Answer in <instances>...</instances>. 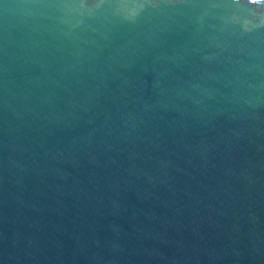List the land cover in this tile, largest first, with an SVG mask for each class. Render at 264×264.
<instances>
[{"label": "water", "instance_id": "water-1", "mask_svg": "<svg viewBox=\"0 0 264 264\" xmlns=\"http://www.w3.org/2000/svg\"><path fill=\"white\" fill-rule=\"evenodd\" d=\"M0 264H264V0H0Z\"/></svg>", "mask_w": 264, "mask_h": 264}]
</instances>
